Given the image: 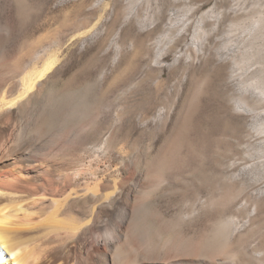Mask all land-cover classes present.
Wrapping results in <instances>:
<instances>
[{"label": "rangeland", "instance_id": "1", "mask_svg": "<svg viewBox=\"0 0 264 264\" xmlns=\"http://www.w3.org/2000/svg\"><path fill=\"white\" fill-rule=\"evenodd\" d=\"M36 1L38 6L34 4ZM27 2L29 9H42L41 20L35 24L31 21L23 39L18 38V29L12 28L1 39L0 48L4 47L14 61L24 65L27 57L32 58L40 45L47 44L53 37L57 39L60 55L57 88L65 93L59 102L60 120H64V127L62 123L60 127L61 135L65 134V128H70V133H66L74 134V159H78L72 164L79 166L84 151L91 152V157L84 162L90 164L92 160L93 172L100 175L101 182L97 184L99 188L96 187L100 191L98 196L112 192L117 170L155 167L157 159L162 156L168 168L197 167L199 163L205 169L222 168L227 164L228 157H234L235 148L229 146H235L237 133L243 130L249 137L247 147L243 149L247 162L244 167L239 165L238 168L246 167V172L252 173L247 174V180L258 182L256 193L264 196V0ZM11 9H16L15 2ZM50 9H59L57 18H53ZM40 26L46 32L43 41L34 34ZM182 39L186 44L196 46L200 53L191 63L185 62V57L179 59L178 64L185 65L184 80L177 84L172 80L169 84L168 91L175 99L170 113L159 114L164 106L158 101L151 111L152 118H142L145 99L150 93L156 94V82L165 79L168 73H175L174 54L167 50ZM159 52L161 56L156 58ZM133 72H136L137 84L123 93L118 106L122 115L117 118L114 106L109 104L113 98L112 91L122 78ZM18 78L17 75L13 82L17 83ZM191 78L200 82L190 85ZM204 78L209 82L202 84ZM47 82L44 92L52 86L50 81ZM187 93L190 99L201 100L210 107L205 120L200 113L193 115L190 123L177 120V112ZM133 99L140 106L133 120L129 121L126 111ZM239 105L247 111H234L233 106ZM205 123L221 127L220 134L209 135V139L218 146L216 149L203 151L199 147ZM225 123H229V127ZM260 125L262 132H256L255 128ZM63 152V149L59 152L61 157L65 154ZM192 152L198 155V159L193 158ZM171 156L178 158L173 162ZM182 156L186 159L184 162ZM95 158L98 161L101 159V163ZM259 177L261 180L256 179ZM184 182L187 185L192 183L190 179ZM214 182L211 178L203 179L205 187L215 189V203L223 205L236 197L239 183L217 182L215 188ZM164 183L171 181L165 180ZM174 189L167 186L163 194H146L141 198V206L150 218L149 230L155 236L169 238L176 248L181 244L182 235L176 231L166 232L165 229L174 211L171 205L176 195L173 194ZM132 207L133 202L129 201L112 213L129 218ZM241 218L244 221L238 224L232 241L258 223L252 218L245 222V214ZM261 235H264V226L259 234L249 236L241 249L260 248ZM261 245L264 246V243Z\"/></svg>", "mask_w": 264, "mask_h": 264}, {"label": "bare ground", "instance_id": "2", "mask_svg": "<svg viewBox=\"0 0 264 264\" xmlns=\"http://www.w3.org/2000/svg\"><path fill=\"white\" fill-rule=\"evenodd\" d=\"M13 2L16 9H11ZM34 4L38 6L39 2ZM58 11L50 9L53 18H57ZM41 12L42 9H29L27 0H0V42L14 27L18 29V38L23 39L31 21L35 24L41 20ZM34 34L41 41L46 38L41 26ZM167 52L174 54L175 73H168L165 79L157 81L156 94L150 93L145 99L141 117L148 120L158 101L164 106L159 114L170 113L175 99L168 91L169 84L172 80L176 84L184 80L185 65L178 64L179 59L185 57V62L191 63L200 53L184 39L171 45ZM159 56L160 52L156 58ZM59 62L55 37L40 45L24 65L14 61L4 47L0 48V264H264V246L261 245L264 235L260 236V248L241 249L245 240L259 234L264 226V196L256 193L259 183L247 180V174L252 173L246 172V167L238 168L247 162L243 149L249 141L248 133L244 130L237 133L235 146H229L235 148L234 157H228L222 168L205 169L200 163L197 167L168 168L165 157L159 155L153 168L117 170L112 192L100 197L97 195L100 175L93 172L92 160L90 164L84 162L91 157V152L84 151L79 166L72 164L78 159H74V134H69L70 128H65V134L61 135L64 120H60L59 102L65 93L57 88ZM136 72L122 78L112 91L109 104L114 106L117 118L122 115L118 106L123 93L137 84ZM17 75L18 81L14 83ZM47 81L52 86L44 92ZM206 81L209 79L204 78L201 83ZM198 82L199 79L191 78L190 85ZM139 106L135 99L128 104L129 121L133 120ZM240 106H233V110L247 111ZM209 110L203 101L190 99L187 93L177 112V120L189 122L197 113L205 120ZM225 125L229 127V123ZM202 130L201 150L218 148L209 135L220 134L221 127L205 123ZM262 130L261 125L255 128L256 132ZM62 149L65 154L61 157ZM193 154L191 156L198 159V155ZM185 160L183 157V162ZM205 178L214 180V186L225 181L239 183V191L234 199L219 205L215 203V189L203 184ZM187 179L192 183L187 185L184 182ZM165 180L171 183L166 184ZM167 186L175 188L173 194L176 195L171 200L174 211L165 229L166 232L176 231L183 238L176 248L169 238L155 236L149 230L150 218L141 206L146 194H163ZM129 201L133 202L129 218L113 215V211ZM244 214L245 222L252 218L258 223L232 241L238 224L244 221L241 218Z\"/></svg>", "mask_w": 264, "mask_h": 264}]
</instances>
